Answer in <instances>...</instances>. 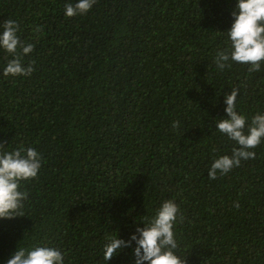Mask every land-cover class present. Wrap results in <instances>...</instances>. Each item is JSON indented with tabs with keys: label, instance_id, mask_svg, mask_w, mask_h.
<instances>
[{
	"label": "trees",
	"instance_id": "1",
	"mask_svg": "<svg viewBox=\"0 0 264 264\" xmlns=\"http://www.w3.org/2000/svg\"><path fill=\"white\" fill-rule=\"evenodd\" d=\"M65 2L0 0V24L17 21L34 43L30 76L0 75V149L42 158L22 182L24 215L0 219V264L37 243L60 247L66 264H105V236L126 238L169 198L185 264H264V142L254 159L207 174L235 143L215 129L224 93L238 89L248 117L264 110V64L213 62L235 0H96L73 17ZM9 58L0 51V68Z\"/></svg>",
	"mask_w": 264,
	"mask_h": 264
},
{
	"label": "clouds",
	"instance_id": "2",
	"mask_svg": "<svg viewBox=\"0 0 264 264\" xmlns=\"http://www.w3.org/2000/svg\"><path fill=\"white\" fill-rule=\"evenodd\" d=\"M95 2L66 0L64 15L86 14ZM230 15V26L219 32L226 35V41L213 56L216 68L222 72L237 63L248 65L249 71H259L264 64V0H235ZM39 30V26L34 29ZM18 32L19 24L13 19L0 24V51L10 57L0 68V75L4 77H27L34 71V62H24V57L33 51L34 43L22 42ZM237 96L236 88L223 95L225 115L215 120V129L235 143L230 155L222 154L211 159L207 169L210 179H215L218 173H228L242 160L254 159L256 152L253 149L264 142V110L248 117L238 110ZM178 126L179 122H172L173 128ZM41 164V154L31 146L0 149V219L24 215L28 192L21 190L22 182L36 178ZM182 219L174 199L161 200L151 214L141 216L139 221L143 226L136 225L126 238L116 231L105 236L101 246L105 264L126 248L131 249V264H185L184 256L178 253L175 232V225ZM65 257V251L48 243L16 245L2 264H66Z\"/></svg>",
	"mask_w": 264,
	"mask_h": 264
}]
</instances>
